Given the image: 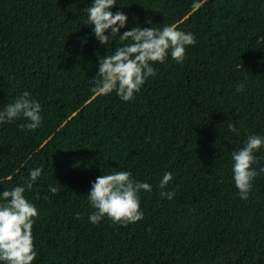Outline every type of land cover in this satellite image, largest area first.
Wrapping results in <instances>:
<instances>
[{
    "label": "trees",
    "instance_id": "1",
    "mask_svg": "<svg viewBox=\"0 0 264 264\" xmlns=\"http://www.w3.org/2000/svg\"><path fill=\"white\" fill-rule=\"evenodd\" d=\"M91 3L0 0V110L24 91L41 105L36 130L0 123V193L43 169L24 193L38 210L33 264H264V147L246 200L231 159L264 136V0H116L128 16L118 35L174 26L196 40L182 64L170 51L153 64L127 102L92 92L100 57L127 42H99ZM120 171L151 185L138 194L143 218L90 222L93 181Z\"/></svg>",
    "mask_w": 264,
    "mask_h": 264
},
{
    "label": "clouds",
    "instance_id": "2",
    "mask_svg": "<svg viewBox=\"0 0 264 264\" xmlns=\"http://www.w3.org/2000/svg\"><path fill=\"white\" fill-rule=\"evenodd\" d=\"M116 0H92L87 8L88 25L94 26L92 32L101 44L110 45L112 38L127 42L117 47L113 54L100 57L99 70L95 75V86L92 92L97 95H108L113 91L122 101H130L139 92L148 77L156 75L153 64L164 63L170 55L177 63L185 60L186 47L195 45L193 34L177 30L174 26L163 29L133 27L118 35L128 22L123 11L113 12ZM149 23L151 21H148ZM110 30V34L108 33ZM244 85L240 84L236 91L240 92ZM31 93L24 91L13 103H8L0 110V123H10L23 118L21 130H36L42 123L41 105L31 99ZM228 129L238 134V129L231 123ZM264 147V136L249 135L242 148L232 153L233 180L241 199H248L253 187V180L258 172L252 167L259 160L254 155ZM43 169L34 168L25 186H16L0 193V262L3 264H33L37 256L34 250L33 224L38 215L36 207L30 203L24 193L31 189L33 183L41 176ZM264 173V167H260ZM128 171L98 176L87 194L90 205L95 211L89 220L99 224L105 217L115 224L128 225L143 218L140 210L139 193L141 190L151 191V185L131 178ZM172 173H164L160 181V196L173 199V191H164L172 180ZM11 179V177H9ZM49 191L57 195L59 189L49 186ZM79 219V213H77Z\"/></svg>",
    "mask_w": 264,
    "mask_h": 264
}]
</instances>
